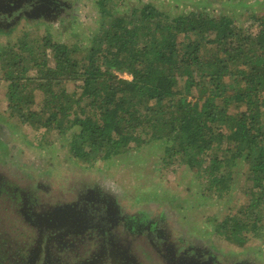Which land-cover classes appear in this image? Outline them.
I'll list each match as a JSON object with an SVG mask.
<instances>
[{
  "label": "trees",
  "instance_id": "1",
  "mask_svg": "<svg viewBox=\"0 0 264 264\" xmlns=\"http://www.w3.org/2000/svg\"><path fill=\"white\" fill-rule=\"evenodd\" d=\"M245 1L191 0L175 14L144 3L110 16L97 0L104 20L85 45L25 33L0 48L7 113L67 133L77 163L160 142L163 165L197 169L217 200L242 193L212 235L243 246L264 232V15L244 27L235 8Z\"/></svg>",
  "mask_w": 264,
  "mask_h": 264
},
{
  "label": "rangeland",
  "instance_id": "2",
  "mask_svg": "<svg viewBox=\"0 0 264 264\" xmlns=\"http://www.w3.org/2000/svg\"><path fill=\"white\" fill-rule=\"evenodd\" d=\"M144 3L172 14L193 9L191 0H108L107 10L113 16L133 7L141 8ZM61 6L55 14L29 21L22 19L14 26L2 28L0 48L19 41L25 33L30 40L49 34L55 41L85 45L88 35L98 31L104 20L97 0H61ZM211 8L218 10L220 4L211 3ZM235 12L240 20L244 19V27L252 26L255 30L257 23L251 25L250 17L264 15V0H246L236 6ZM117 73L131 78L126 72ZM68 87L72 89L73 85ZM35 103L38 108L41 103L38 92ZM7 105L0 72V172L7 177V185L31 181L40 188L44 201L50 203L71 201L77 196L87 198L92 193L116 205L120 213L137 217L135 233L148 232L154 242L165 238L178 250L189 246L247 264H264V232L243 246L212 235L217 222L245 201L236 188L217 200L214 191L207 193L203 189L205 181L199 179L197 169L180 163L165 167L161 161L164 147L157 141L109 160L74 162L67 148V133L37 129L19 117H10ZM236 171L240 172L238 167ZM242 179L239 174L237 182ZM7 209L8 204L0 198V224L6 225V219L9 220ZM6 239L11 244L19 241L9 231Z\"/></svg>",
  "mask_w": 264,
  "mask_h": 264
},
{
  "label": "flooded vegetation",
  "instance_id": "3",
  "mask_svg": "<svg viewBox=\"0 0 264 264\" xmlns=\"http://www.w3.org/2000/svg\"><path fill=\"white\" fill-rule=\"evenodd\" d=\"M61 7V0H0V30ZM0 173V198L10 220L0 224V264H247L204 249L178 250L165 238L154 242L148 232L135 233L137 217L92 193L50 203L33 182L7 185ZM8 231L18 243L7 241Z\"/></svg>",
  "mask_w": 264,
  "mask_h": 264
}]
</instances>
